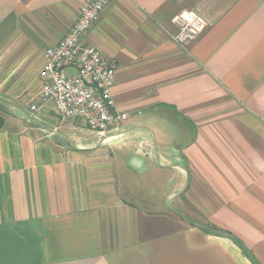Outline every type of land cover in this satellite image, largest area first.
<instances>
[{
  "label": "crops",
  "instance_id": "0c3cea01",
  "mask_svg": "<svg viewBox=\"0 0 264 264\" xmlns=\"http://www.w3.org/2000/svg\"><path fill=\"white\" fill-rule=\"evenodd\" d=\"M91 1L0 0V264H264V0H110L105 135L40 95ZM184 9L208 26L181 46Z\"/></svg>",
  "mask_w": 264,
  "mask_h": 264
},
{
  "label": "built area",
  "instance_id": "2783aa9c",
  "mask_svg": "<svg viewBox=\"0 0 264 264\" xmlns=\"http://www.w3.org/2000/svg\"><path fill=\"white\" fill-rule=\"evenodd\" d=\"M110 0H93L56 45L45 49L38 70L41 98L51 101L63 120L78 119L99 134L119 130L130 114L118 108L114 98L117 62L85 42ZM178 32L173 39L186 46L206 29V19L193 9L175 16ZM36 109V105H32Z\"/></svg>",
  "mask_w": 264,
  "mask_h": 264
},
{
  "label": "rangeland",
  "instance_id": "374dc122",
  "mask_svg": "<svg viewBox=\"0 0 264 264\" xmlns=\"http://www.w3.org/2000/svg\"><path fill=\"white\" fill-rule=\"evenodd\" d=\"M6 111V108H5V106L3 105V104H1V102H0V113H1V115L3 116V114H2V112H5ZM133 116V115H132ZM135 117V116H134ZM134 120V118L132 117L131 118V121H133Z\"/></svg>",
  "mask_w": 264,
  "mask_h": 264
},
{
  "label": "trees",
  "instance_id": "16d2710c",
  "mask_svg": "<svg viewBox=\"0 0 264 264\" xmlns=\"http://www.w3.org/2000/svg\"><path fill=\"white\" fill-rule=\"evenodd\" d=\"M3 125H4V118L0 113V130L2 129Z\"/></svg>",
  "mask_w": 264,
  "mask_h": 264
}]
</instances>
